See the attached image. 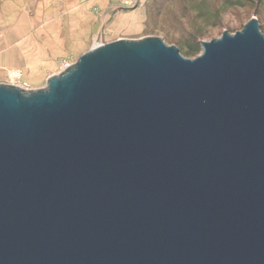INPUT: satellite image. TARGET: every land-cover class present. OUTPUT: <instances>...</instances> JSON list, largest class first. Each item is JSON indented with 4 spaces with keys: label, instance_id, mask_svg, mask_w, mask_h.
<instances>
[{
    "label": "water",
    "instance_id": "obj_1",
    "mask_svg": "<svg viewBox=\"0 0 264 264\" xmlns=\"http://www.w3.org/2000/svg\"><path fill=\"white\" fill-rule=\"evenodd\" d=\"M200 45L120 38L0 83V264H264V35Z\"/></svg>",
    "mask_w": 264,
    "mask_h": 264
},
{
    "label": "rangeland",
    "instance_id": "obj_2",
    "mask_svg": "<svg viewBox=\"0 0 264 264\" xmlns=\"http://www.w3.org/2000/svg\"><path fill=\"white\" fill-rule=\"evenodd\" d=\"M2 1L9 4L10 10L19 2ZM16 10L21 11V6ZM89 13V30L77 35L76 43L55 59L54 67L41 80L24 81L29 89L44 88L49 76L61 72L62 59L76 61L96 44L120 38L159 37L167 45L174 44L183 57L193 59L201 53V41L217 39L223 31L235 33L252 17L257 18L264 35V0H135L131 7L107 0L104 6L92 4ZM197 44L199 50L193 52L192 47Z\"/></svg>",
    "mask_w": 264,
    "mask_h": 264
},
{
    "label": "crops",
    "instance_id": "obj_3",
    "mask_svg": "<svg viewBox=\"0 0 264 264\" xmlns=\"http://www.w3.org/2000/svg\"><path fill=\"white\" fill-rule=\"evenodd\" d=\"M16 1L10 10L0 0V83L12 84L18 74L28 83L41 80L91 27L89 7L107 0Z\"/></svg>",
    "mask_w": 264,
    "mask_h": 264
},
{
    "label": "built area",
    "instance_id": "obj_4",
    "mask_svg": "<svg viewBox=\"0 0 264 264\" xmlns=\"http://www.w3.org/2000/svg\"><path fill=\"white\" fill-rule=\"evenodd\" d=\"M116 3L121 4L124 7H131L135 5V0H115ZM75 61L70 60L69 58L62 59L59 63L60 71L65 70L68 66L72 65ZM13 85H17L23 89H29L27 83L21 80L20 74H18L12 83Z\"/></svg>",
    "mask_w": 264,
    "mask_h": 264
},
{
    "label": "trees",
    "instance_id": "obj_5",
    "mask_svg": "<svg viewBox=\"0 0 264 264\" xmlns=\"http://www.w3.org/2000/svg\"><path fill=\"white\" fill-rule=\"evenodd\" d=\"M199 50V45L197 44V45H194L193 47H192V51L193 52H196V51H198Z\"/></svg>",
    "mask_w": 264,
    "mask_h": 264
}]
</instances>
